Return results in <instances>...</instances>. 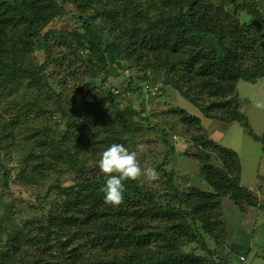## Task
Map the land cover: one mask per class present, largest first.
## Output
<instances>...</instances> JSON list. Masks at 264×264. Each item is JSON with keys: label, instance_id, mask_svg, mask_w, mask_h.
<instances>
[{"label": "trees", "instance_id": "16d2710c", "mask_svg": "<svg viewBox=\"0 0 264 264\" xmlns=\"http://www.w3.org/2000/svg\"><path fill=\"white\" fill-rule=\"evenodd\" d=\"M229 4L224 10L211 0H0V179L7 186L5 160L15 149L22 164L18 181L44 185L42 200L54 194L53 208L26 228L11 222L9 209L0 215V264H241L234 262L240 252L221 241V197L243 210L258 201L240 182L238 153L202 131L198 116L172 108L192 132V149L185 154L198 161L207 189L175 183V170L166 168L174 147L163 128L160 139L169 150L153 166L164 176L160 188L129 180L122 202L106 204L97 166L111 143L134 151L143 122L157 129L144 109L106 90L110 65L123 73L132 69L134 76L125 79L130 91L138 88L136 81L163 73L164 86L178 90L205 117L239 121L264 150V132L251 129L236 89L239 79L264 78L263 32L238 18L258 6L253 0ZM66 13L90 40L75 30L43 34ZM48 34L69 53L87 54L85 74L73 76L71 89L56 79L54 70L60 71L52 65ZM40 48L44 60L36 54ZM189 245L200 253L187 251ZM217 249L229 258L219 259Z\"/></svg>", "mask_w": 264, "mask_h": 264}, {"label": "rangeland", "instance_id": "374dc122", "mask_svg": "<svg viewBox=\"0 0 264 264\" xmlns=\"http://www.w3.org/2000/svg\"><path fill=\"white\" fill-rule=\"evenodd\" d=\"M218 7L221 6L224 10H230V0H211ZM240 1H236L239 3ZM60 4V0H57ZM253 3L258 6L255 13L248 14L244 9L238 15L239 20L247 26L257 25L258 33L263 32L264 35V0H253ZM71 8V7H70ZM73 11V10H72ZM262 21L260 24L259 22ZM46 30H56L63 33H69L72 30L77 31L84 39L90 40L89 34L84 32L80 22H76L72 13H66L63 16H57L44 28L43 34ZM261 34V33H260ZM53 35V34H52ZM47 43L51 47V55L54 59L52 65L58 67L59 73L54 70L56 79H62L67 84L68 88H72L74 84L73 76L82 77L85 74V66L88 64L86 61L87 54L80 51L75 54L69 53V48L65 44H59L55 37L46 35ZM40 60H44L42 48L36 52ZM129 62L123 63V69H126ZM49 65V64H48ZM52 65L47 68L51 69ZM109 70L111 74L104 78V86L106 90L112 91L120 98L126 100L128 106L136 109H144L142 115L150 116L153 123H157L155 130L147 129V124L143 122L140 126V132L135 135L139 138L134 151L137 153V159L141 168H153L156 163L163 161L165 153L169 150L168 144H165L161 139L160 128L165 129L168 133V141L174 147L173 153H168L166 168L174 169L176 176L174 181L178 186L190 187L198 186L204 189L208 188L207 183L199 176V163L198 161L185 154L191 151L192 145L190 141V131L184 129V125L180 122L179 118L172 114V108H182L188 113L198 116L201 119V130L213 139L215 142L230 147L235 150L240 158L241 163V184L252 190L253 195L256 197L258 204L256 206H247L243 210L238 207L229 197H221V218L224 222L226 234L221 240L223 246L232 249L236 248L239 251L238 259H234L235 263L240 261L241 264H264V259L259 255L261 249L253 246L249 251H244L240 248L242 245L248 244V235L253 230L256 224L264 221V150L263 145L255 141L248 135L239 121L226 122L219 119L205 117L200 108L189 101L180 92L170 86L163 85V73H158L156 79L146 78L136 81L135 90H125V79L128 76H134L132 69L127 68L123 73L121 68L110 65ZM50 73L49 70H46ZM59 76V78H58ZM62 77V78H61ZM54 78H49V80ZM88 79L87 73L85 80ZM53 81V80H51ZM144 82L149 88H156V90H148L141 88ZM237 92L239 98V108L247 116L248 122L254 133L260 135L264 132V78H259L254 82L239 79L237 82ZM69 91V89H68ZM73 93L77 94V92ZM118 97V99H119ZM122 104V103H121ZM120 105V107H122ZM141 113V111H140ZM140 116H135L139 120ZM134 118V116H133ZM142 120V119H141ZM140 120V121H141ZM140 134V135H139ZM127 144V143H126ZM6 168L8 170L7 186H4L0 179V215L6 209H9V218L11 222H15L21 228H26L35 216L45 214L48 210L53 208L54 194H50L46 199L42 200V194L46 191L44 185L24 186L18 181V172L22 164L18 162V155L15 149L9 153L6 160ZM156 178L149 179L147 175L139 178L141 184L146 186H153L160 188L161 182L164 178L162 173L155 171ZM39 196L40 200H35ZM244 214V215H243ZM245 214L247 216H245ZM242 215L244 217H242ZM244 230H240L241 222L246 219ZM243 236L246 238L243 240ZM238 242V245L235 244ZM194 245L186 247L187 251H195ZM200 253V250H196ZM216 256L219 259H227L228 254L226 250L217 249Z\"/></svg>", "mask_w": 264, "mask_h": 264}, {"label": "clouds", "instance_id": "9594fccd", "mask_svg": "<svg viewBox=\"0 0 264 264\" xmlns=\"http://www.w3.org/2000/svg\"><path fill=\"white\" fill-rule=\"evenodd\" d=\"M97 166L104 176L101 188L106 204L119 205L124 196L126 182L147 175L155 179L154 168H141L136 151L120 143H111L100 154Z\"/></svg>", "mask_w": 264, "mask_h": 264}, {"label": "crops", "instance_id": "0c3cea01", "mask_svg": "<svg viewBox=\"0 0 264 264\" xmlns=\"http://www.w3.org/2000/svg\"><path fill=\"white\" fill-rule=\"evenodd\" d=\"M243 215L242 217H244ZM245 216L247 215L245 214ZM247 219L249 218L247 217L241 222V227H242L240 229L241 231L246 228L243 225H245V222H247ZM249 234L251 235H248L249 237L248 244L242 245L240 248H242L246 252V251H249L253 246L259 247V248L264 247V221L262 223L256 224L255 227H253V230L249 232ZM245 239L246 238L243 236V240ZM235 244L238 245V242H235Z\"/></svg>", "mask_w": 264, "mask_h": 264}, {"label": "built area", "instance_id": "2783aa9c", "mask_svg": "<svg viewBox=\"0 0 264 264\" xmlns=\"http://www.w3.org/2000/svg\"><path fill=\"white\" fill-rule=\"evenodd\" d=\"M141 85V88H147L148 87V90H156V88H149V86L146 84V83H144V85H142V84H140Z\"/></svg>", "mask_w": 264, "mask_h": 264}]
</instances>
